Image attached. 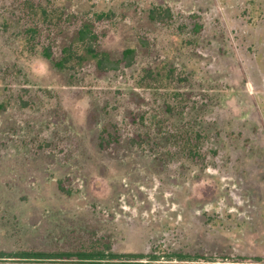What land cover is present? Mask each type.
<instances>
[{
	"label": "rangeland",
	"instance_id": "1",
	"mask_svg": "<svg viewBox=\"0 0 264 264\" xmlns=\"http://www.w3.org/2000/svg\"><path fill=\"white\" fill-rule=\"evenodd\" d=\"M106 246L264 264V0H0V251Z\"/></svg>",
	"mask_w": 264,
	"mask_h": 264
},
{
	"label": "trees",
	"instance_id": "2",
	"mask_svg": "<svg viewBox=\"0 0 264 264\" xmlns=\"http://www.w3.org/2000/svg\"><path fill=\"white\" fill-rule=\"evenodd\" d=\"M167 15L169 10H166ZM103 17L99 15L98 18ZM135 59V50L127 49L118 58L103 51L98 45V35L92 24L85 23L77 32L75 41L62 50V57L54 62L59 69L72 68L92 61L102 72H114L121 67H131ZM178 261H195L198 256L177 254ZM159 260L158 256L146 254L115 253L110 246L105 249H81L76 252L19 251L1 252L0 264H146Z\"/></svg>",
	"mask_w": 264,
	"mask_h": 264
}]
</instances>
